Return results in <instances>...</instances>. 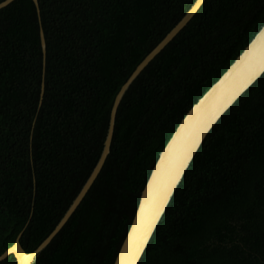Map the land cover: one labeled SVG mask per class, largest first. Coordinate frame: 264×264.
I'll use <instances>...</instances> for the list:
<instances>
[{
    "label": "trees",
    "instance_id": "trees-1",
    "mask_svg": "<svg viewBox=\"0 0 264 264\" xmlns=\"http://www.w3.org/2000/svg\"><path fill=\"white\" fill-rule=\"evenodd\" d=\"M38 1L40 15L32 0L0 10V256L55 230L117 94L196 0ZM263 25L264 0H206L124 96L98 178L34 264H114L160 153ZM139 264H264V75L205 139Z\"/></svg>",
    "mask_w": 264,
    "mask_h": 264
},
{
    "label": "water",
    "instance_id": "water-1",
    "mask_svg": "<svg viewBox=\"0 0 264 264\" xmlns=\"http://www.w3.org/2000/svg\"><path fill=\"white\" fill-rule=\"evenodd\" d=\"M14 1L16 0L3 1L0 3V10L8 7ZM32 1L36 6L38 15H40L39 1ZM205 2L206 0L195 1L179 23L140 63L127 82L122 86L115 98L110 113L108 132L98 163L55 230L32 253H27L22 248L20 240L23 232H21L14 245L0 256V262L5 261L12 255L15 257L17 264H34L38 256L50 245L53 239L68 223L98 178L111 152L117 111L124 96L149 64L191 22ZM40 39L45 67L46 39L42 28L40 30ZM263 75L264 25L221 78L190 109L160 153L141 194L136 214L114 264L140 263L172 198L205 139L225 113ZM43 96L44 82L42 83L40 104L42 103Z\"/></svg>",
    "mask_w": 264,
    "mask_h": 264
}]
</instances>
